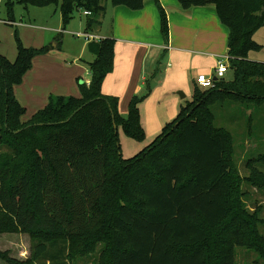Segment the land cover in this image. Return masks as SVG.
Returning <instances> with one entry per match:
<instances>
[{"label": "trees", "instance_id": "obj_1", "mask_svg": "<svg viewBox=\"0 0 264 264\" xmlns=\"http://www.w3.org/2000/svg\"><path fill=\"white\" fill-rule=\"evenodd\" d=\"M4 1L10 22L15 2L27 9L61 3L64 24L77 10H91L90 16L97 15L88 18L86 31L101 25L98 17L106 9L102 0ZM110 1L132 10L145 7V0ZM153 1L168 41L167 12L160 0ZM178 1L183 9L216 6L229 29L233 76L208 89L195 82L192 99L129 159L120 154L117 129L138 140L145 136L140 103L151 88L132 97L126 117L119 97L103 93L115 66L114 37L89 42L95 59L88 62L91 79L80 85L81 96H50L24 123L26 108L14 88L33 59L53 49L25 47L17 36L15 60L0 53V233H30L36 263L72 264L74 245L87 239L86 250L104 243L100 259L106 264H238V247L264 261L262 208L249 210L243 190L246 182L264 191V154L248 159L249 175L237 179L235 196L234 134L215 123V106L243 108V114L264 107V62L249 57L262 48L254 37L264 25V0ZM253 120L249 130L260 124Z\"/></svg>", "mask_w": 264, "mask_h": 264}, {"label": "rangeland", "instance_id": "obj_2", "mask_svg": "<svg viewBox=\"0 0 264 264\" xmlns=\"http://www.w3.org/2000/svg\"><path fill=\"white\" fill-rule=\"evenodd\" d=\"M102 1L106 6L104 14L98 17L102 23L101 25H96L93 30L87 31L88 33L96 32L98 35H104L108 29H111V26H114L113 7L116 6L110 0ZM60 4H51L44 7L30 5L27 9L24 5L15 2L13 11L15 21L10 22L8 21V10L5 1L0 0L1 54H5L11 60L16 58L18 52L17 36L25 47L40 48L50 46L53 49L49 54L36 56L33 59L32 68L26 72L23 81L16 86L25 87L27 84V86L34 88L36 86L35 82H40L43 88H50L49 90L54 88L57 90L50 91L45 97L57 95L80 96V85L87 82L88 76H90V70H87L89 68L88 63L86 64L85 62H91L95 59V55L89 48L90 41L85 36L78 35V33H85L88 18H95L97 14L89 17L84 14V10L80 9L74 13L73 18L69 22L64 24ZM100 26L101 30L98 32ZM254 38L262 45V48L259 51L250 52L249 57L256 61L264 62V25L257 30ZM227 55V51L223 50L216 62L211 64L212 67L209 72L205 74L208 76L214 75L219 59L222 58L227 61ZM168 56L167 48L159 53L156 62L159 71L156 76H159L166 67ZM80 67L85 69L83 73L79 72ZM42 75L45 76L43 80L39 79ZM231 75L232 73L227 74L226 79H231ZM71 80L77 86L79 95L56 94L63 84L70 83ZM193 89L194 82L192 79L187 80V85L183 89L176 91L179 101L184 103L190 101L193 96ZM180 92L185 93L186 97L182 99ZM24 106L26 111L21 117L23 123L30 120L32 115L38 110H35L34 102L29 103V106ZM217 109L218 107L215 106V123L220 127H227L234 134L231 163L234 167L232 175L234 179V195L237 196V179L249 175L247 168L248 159L264 154V107L256 114H252L256 111L254 108L248 109L245 114L242 113L244 109L239 107L235 111L232 110V112H229L226 107H221L220 110ZM251 116L254 118L253 123L259 121L260 124L256 122V126L249 130L248 122ZM117 132L120 154L125 159L138 155L150 146L158 136H149L147 130H145V136L138 140L129 136L122 126L118 127ZM243 190L247 192V196L244 198L247 208L253 211L261 207V215L264 218V191H260L246 182L243 183ZM261 231L264 233V225L261 226ZM224 233L228 234V230ZM32 238L30 233H0V264H38L32 260L31 256ZM259 242L264 244V241L260 239ZM86 243H89L88 239L78 241L74 245L73 248L77 256L71 259L72 264H99L104 243L98 244L96 242L94 247H88V250H86ZM101 260L103 264H106L104 257ZM236 260L238 264H264V261L254 251L243 247L237 248Z\"/></svg>", "mask_w": 264, "mask_h": 264}, {"label": "crops", "instance_id": "obj_3", "mask_svg": "<svg viewBox=\"0 0 264 264\" xmlns=\"http://www.w3.org/2000/svg\"><path fill=\"white\" fill-rule=\"evenodd\" d=\"M160 2L168 15V41L161 33V15L153 0H145V7L140 10L126 6L113 7L114 26L104 35L99 34L102 38L112 36L116 40L115 66L103 82V93L119 97V111L126 117L132 97L148 93L150 87L148 96L140 103V112L142 125L152 137L161 133L184 104L179 101L176 91L183 89L189 79L195 83L200 73L209 72L211 64L216 62L223 50L227 54L229 50V29L221 22L215 5L183 9L178 0ZM100 30L101 26L98 32ZM165 48L169 53L166 67L159 76L153 77L158 55ZM84 71L80 67L79 72ZM229 73H232L231 70ZM88 77L87 83L90 82L91 74ZM44 78L42 75L39 79ZM35 85L34 88L27 84L25 87L16 85L15 94L23 106L34 102L35 110H39L49 101L50 96L45 95L57 90L43 88L40 82H35ZM56 94L79 95V90L71 80L63 84Z\"/></svg>", "mask_w": 264, "mask_h": 264}, {"label": "built area", "instance_id": "obj_4", "mask_svg": "<svg viewBox=\"0 0 264 264\" xmlns=\"http://www.w3.org/2000/svg\"><path fill=\"white\" fill-rule=\"evenodd\" d=\"M84 14L87 16H90L92 15V12L91 10H84ZM78 35L85 36L89 41L101 39L99 35L88 33V32L78 33ZM230 59H231L230 55L226 56L227 61H225L222 58L219 59L218 66L215 68L214 75L208 76L205 73H200L196 77V84L202 89H208V88L214 87L216 84V81L226 79V75L230 69Z\"/></svg>", "mask_w": 264, "mask_h": 264}, {"label": "water", "instance_id": "obj_5", "mask_svg": "<svg viewBox=\"0 0 264 264\" xmlns=\"http://www.w3.org/2000/svg\"><path fill=\"white\" fill-rule=\"evenodd\" d=\"M179 94H181V97H185V93L180 92Z\"/></svg>", "mask_w": 264, "mask_h": 264}]
</instances>
